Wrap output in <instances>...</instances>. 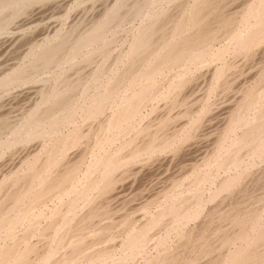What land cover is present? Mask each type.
<instances>
[{
	"label": "bare ground",
	"instance_id": "6f19581e",
	"mask_svg": "<svg viewBox=\"0 0 264 264\" xmlns=\"http://www.w3.org/2000/svg\"><path fill=\"white\" fill-rule=\"evenodd\" d=\"M0 264H264V0H0Z\"/></svg>",
	"mask_w": 264,
	"mask_h": 264
},
{
	"label": "rangeland",
	"instance_id": "374dc122",
	"mask_svg": "<svg viewBox=\"0 0 264 264\" xmlns=\"http://www.w3.org/2000/svg\"><path fill=\"white\" fill-rule=\"evenodd\" d=\"M37 23H39V22H36V24L33 26V28H32V30H29V33H28V35L30 36V34L32 35V33L34 34V35H36L39 31H41L42 30V28H43V26H42V24H41V26H38V25H40V24H37ZM39 29H41V30H39ZM124 34L125 33H121V34H119V37H120V35H121V38H123V36H124ZM120 38V39H121ZM120 45V44H119ZM23 99L24 98H21V99H18V101L16 102V101H14V103H13V106L14 107H18V106H20L21 104L20 103H22V101H23ZM26 102L25 101H23V103H22V105L23 104H25ZM17 104H19V105H17ZM182 153V154H181ZM180 153V156H178L176 159H175V162H173V163H171V164H167V163H164V164H166V165H160V162L158 161V162H155V161H153V165L152 166H146L143 170H141V172H138L137 173V176H136V174H134L132 177H130L128 180H127V182H125L124 183V185H123V187H122V194H124V198H125V196H127V197H130V194H132L131 196H132V198L133 197H135V195H137V198H139L138 196H140L141 195V197L143 196L144 198L146 197H148V198H150L151 197V199L152 198H154V197H156V196H153L152 194H157V191H159V189L161 190V188L163 187V183L165 182V180H167V178H169V176L170 177H175V176H177L178 175V171H177V168H178V166H183V165H185L186 163H190V161L192 162L193 160L195 161V159H196V156L199 154V153H197L196 155H194V153L192 152L191 153V155H190V153L188 154H186L185 153V155H184V152H181ZM182 157V158H181ZM181 160V161H180ZM188 161V162H187ZM157 163H159V164H157ZM177 163V164H176ZM157 164V165H156ZM155 165V166H154ZM159 165V166H158ZM168 165V166H167ZM171 165V166H170ZM163 167V168H161V167ZM165 166V167H164ZM152 167V169H149V168H151ZM159 167V168H158ZM154 168V169H153ZM165 168V169H164ZM146 169H148V171L146 170ZM159 169H160V171H161V173H160V171H159ZM166 169H169V171H168V173L169 174H165V170ZM150 170V171H149ZM176 171V172H175ZM175 172V173H174ZM158 174H160V176H158ZM161 174H163V176H161ZM171 174H173V175H171ZM150 175V176H149ZM166 175V176H165ZM147 176V177H146ZM154 177H155V179H154ZM164 177V178H163ZM135 178V179H134ZM153 183L152 185L150 184V183ZM127 183V184H126ZM132 184L131 186L129 185V184ZM145 184V185H144ZM129 185V186H128ZM146 185H147V187H146ZM127 187H129L128 189H127ZM133 187V188H132ZM125 190V191H124ZM127 190V191H126ZM132 190V191H131ZM134 190V191H133ZM151 191V192H150ZM132 192V193H131ZM136 192H138L139 193V195L136 193ZM125 193H126V195H125ZM129 195V196H128ZM126 197V201H125V204L126 205H128L129 207H127V206H124V205H121V207L122 206H124V208L125 209H130V208H134L135 206H133V204H130L129 205V203H130V201H128V198ZM117 206V205H116ZM127 207V208H126ZM115 209H120V205L118 206V207H114Z\"/></svg>",
	"mask_w": 264,
	"mask_h": 264
}]
</instances>
